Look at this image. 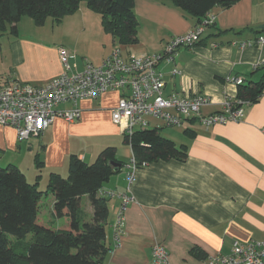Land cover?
Returning a JSON list of instances; mask_svg holds the SVG:
<instances>
[{
    "label": "crops",
    "instance_id": "obj_1",
    "mask_svg": "<svg viewBox=\"0 0 264 264\" xmlns=\"http://www.w3.org/2000/svg\"><path fill=\"white\" fill-rule=\"evenodd\" d=\"M133 10L139 26L137 43L131 46L118 45L103 31L99 14L85 4L59 24H51L44 36L25 35L17 29L5 43L0 40V87L12 81L40 86L58 77L63 72L60 48L68 52L71 70L81 72L86 63L100 65L115 48L135 55L159 54L172 38L197 25L195 19L159 0H134ZM209 14L215 17L214 24L205 29L199 42L178 49L171 63L158 67L166 95L210 98L211 104L201 110L204 115L221 111L227 98L237 97L238 87L229 78L243 79L244 86L264 83V44L254 45L259 37L264 38V0H238L227 8L215 7ZM119 98L114 92L79 101V120L56 119L38 137L23 142L17 141L14 129L0 126V167L13 165L20 170L21 156L36 152L41 168L33 162L30 174L33 181L37 176L41 181L51 173L62 177L71 156L91 164L111 147L123 166L101 191L127 194L128 163L119 160L123 156L118 154L123 135L110 113ZM150 123L148 129H158L185 157L149 162L136 171L130 187L133 201L123 214L118 249L113 248L112 227L121 201L109 199L105 243L110 251L103 264H149L156 243L167 250L170 264H205L209 257L229 255L234 241H263L264 88L238 122L208 128L195 119L180 127ZM52 204L53 196L48 214ZM81 205L88 221L92 208L87 197H82Z\"/></svg>",
    "mask_w": 264,
    "mask_h": 264
},
{
    "label": "trees",
    "instance_id": "obj_2",
    "mask_svg": "<svg viewBox=\"0 0 264 264\" xmlns=\"http://www.w3.org/2000/svg\"><path fill=\"white\" fill-rule=\"evenodd\" d=\"M82 1L99 14L103 31L118 45L137 43L139 25L134 0H0V37L6 33L15 35L17 24L25 16L39 27L47 19L59 24L65 16L75 13ZM159 1L179 9L198 25L213 8H227L238 0ZM263 88L264 83L239 86L237 98L254 103ZM158 131L135 130L130 137L123 135L139 164L185 157L181 148L161 137ZM111 162L120 168H114ZM122 166L111 147L102 150L91 164L71 156L67 177L51 173L46 191L38 189L40 176L31 184L15 166L0 167V264H103L110 251L105 243L110 198L100 192ZM39 167L41 163L37 162ZM48 193L53 196L51 216L63 218L62 226H49L39 214L41 198ZM82 197H87L92 208L88 221ZM29 235L30 240L26 241Z\"/></svg>",
    "mask_w": 264,
    "mask_h": 264
},
{
    "label": "built area",
    "instance_id": "obj_3",
    "mask_svg": "<svg viewBox=\"0 0 264 264\" xmlns=\"http://www.w3.org/2000/svg\"><path fill=\"white\" fill-rule=\"evenodd\" d=\"M215 17L206 15L200 24L187 33L172 38L159 54H128L115 48L100 65L86 63L81 72L72 71L68 64V52L60 48L58 55L63 72L43 85H30L12 81L0 87V126L14 129L17 141H27L38 137L56 119L68 123L79 120L81 111L77 103L97 99L105 93H119L118 104L111 113L112 122L122 135L130 137L135 130H145L150 121H159L165 127H180L190 119L208 128L228 122H238L244 116L248 99L227 98L219 112L202 114L201 110L211 104L205 95L179 96L164 93L165 81L158 70L162 62L171 63L180 48L196 45L205 29L214 24ZM259 37L254 45H263ZM173 74H178L176 70ZM229 83L239 87L244 85L241 78L231 77ZM70 105L69 109L60 108ZM147 162L140 164L131 156L126 165L128 172L127 194L115 192L101 195L118 198L120 210L113 224V248L118 249L123 235V214L129 202L133 201L130 187L135 182V173ZM149 264H170L169 254L164 246L156 243L151 248ZM205 264H264V240L240 243L234 241L227 256L209 257Z\"/></svg>",
    "mask_w": 264,
    "mask_h": 264
},
{
    "label": "rangeland",
    "instance_id": "obj_4",
    "mask_svg": "<svg viewBox=\"0 0 264 264\" xmlns=\"http://www.w3.org/2000/svg\"><path fill=\"white\" fill-rule=\"evenodd\" d=\"M81 4H85L86 3L84 1L81 2ZM52 23V20L51 19H47V21L45 22V26L43 28H37L32 20L30 18H28L27 16L25 17H22L21 20L19 21V23L17 24L18 27L17 29L22 31L23 34H33L34 36L35 35H42L44 36V34L46 32H49L52 27L54 26H51ZM10 38V34L9 33H6L5 35L1 36L0 37V40L2 43H5V38ZM150 128V127H148ZM165 131V128H162L160 130V132H164ZM118 144H119V152L121 153H118V150H117V153L123 157H121V159L119 160H122V162L124 161H127L126 163H128L131 159V152H130V147L126 144L123 143V136L121 137V139L118 140ZM124 150V152H123ZM35 156V157H34ZM35 162V164L38 162V159H36V152H31V153H27L24 155V156H21L20 160L17 162V166H19L20 170L22 173H24L27 177V181L29 183H33L35 181H33V175L30 174V172L32 171L33 169V165L32 163ZM7 165L3 166L2 168L6 167ZM35 166V165H34ZM125 167V166H124ZM124 167L122 168L124 170ZM41 168V167H39ZM67 174H68V171L66 173H63L62 175V178H66L67 177ZM47 185H48V179L46 178L45 179V175L43 176V179L39 182V187L38 189L41 190V191H46L47 190ZM51 194L48 193L47 195H44L42 198H41V201H40V204H39V213H46L47 215H45V217L43 218V220L49 224V226H62L65 224V221L62 219H54L51 214H48V211L50 210V205H51ZM51 221V223H49ZM30 240V235L27 236L26 238V241Z\"/></svg>",
    "mask_w": 264,
    "mask_h": 264
},
{
    "label": "water",
    "instance_id": "obj_5",
    "mask_svg": "<svg viewBox=\"0 0 264 264\" xmlns=\"http://www.w3.org/2000/svg\"><path fill=\"white\" fill-rule=\"evenodd\" d=\"M110 165L113 166L114 168H120V165L117 163L111 162Z\"/></svg>",
    "mask_w": 264,
    "mask_h": 264
}]
</instances>
